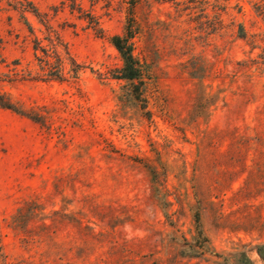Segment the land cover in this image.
Instances as JSON below:
<instances>
[{"label": "rangeland", "instance_id": "obj_1", "mask_svg": "<svg viewBox=\"0 0 264 264\" xmlns=\"http://www.w3.org/2000/svg\"><path fill=\"white\" fill-rule=\"evenodd\" d=\"M263 49L249 0H0V94L45 118L0 108L5 264H264Z\"/></svg>", "mask_w": 264, "mask_h": 264}, {"label": "trees", "instance_id": "obj_2", "mask_svg": "<svg viewBox=\"0 0 264 264\" xmlns=\"http://www.w3.org/2000/svg\"><path fill=\"white\" fill-rule=\"evenodd\" d=\"M251 4V8L253 12L259 17L262 21H264V0H249ZM239 36L240 38H245V33L243 32L242 26L239 25ZM254 36V35H253ZM133 33L131 26L126 28L125 33L122 36H113L111 38V43L116 51L119 53L122 67L118 70V76L116 79L125 81L130 85L132 96L134 99H141L143 93L146 90V81L148 78V70L144 63H141L134 55H133ZM262 60V64H264V49L263 53L259 57ZM44 64L46 66L49 65L47 60H44ZM72 65H75L76 70L75 75L82 69V66L79 64H75V62H71ZM60 71V70H59ZM59 71L55 74L54 78H59ZM0 108L4 110H8L16 115L27 118L34 123H37L41 126L45 125V118L41 115L40 109L31 108L24 109L21 106L13 103L7 95L0 94ZM163 203V201H161ZM21 212H18V215H14L13 218L19 216ZM35 214V213H34ZM33 214V215H34ZM21 216V215H20ZM2 246L0 242V264H5V257L2 253ZM257 254L264 258V244L260 245L256 248ZM236 264H251L249 258L243 253L239 256L236 261Z\"/></svg>", "mask_w": 264, "mask_h": 264}]
</instances>
